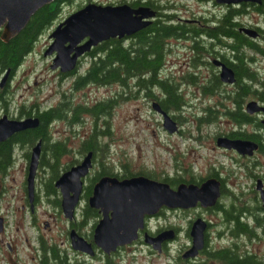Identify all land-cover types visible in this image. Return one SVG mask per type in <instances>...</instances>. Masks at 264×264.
Segmentation results:
<instances>
[{
  "label": "rangeland",
  "instance_id": "obj_1",
  "mask_svg": "<svg viewBox=\"0 0 264 264\" xmlns=\"http://www.w3.org/2000/svg\"><path fill=\"white\" fill-rule=\"evenodd\" d=\"M89 1L102 4L120 3V0H71L63 3L56 19L37 35L21 63L12 72L9 69L1 72L0 81L6 72L8 75L5 79L6 85L5 82L1 85L8 101L6 104L0 102V116L6 113L9 117L18 118L20 113V118H24L28 109H42L65 101H69L74 106H91L111 97L110 99L114 100L111 106L105 113L96 117L89 112H80L75 122H70L69 118L65 117L52 121L49 126L52 140H66L71 148L68 154L61 157L60 163H68L75 158L80 160L84 154L79 151L80 145L95 132L103 153L100 157L102 164L108 166L112 172L120 175L128 172L145 174L161 180L177 174L186 179L192 176L200 178L209 167L214 166L219 168L223 177H227V184L230 187L231 169L234 167L233 154L215 146L214 140L211 139L216 131L229 123L222 116L210 120L199 116L202 113L201 106L208 101L211 102L213 96L202 92L200 87L202 84L197 86L198 84L180 80L184 73L177 69L179 64L176 60L182 57V53L181 50H175V43L172 52L166 54V58L170 61L164 65L159 74L179 83L185 102L177 109H168V112L179 122V132L170 133L163 127L160 114L151 107V98L143 89L134 87L125 89L118 82L106 84L88 82L76 88L75 76L87 67L88 55L81 56V63L75 68L77 72L72 74L63 73L67 75L61 77L63 74L58 68L50 67L53 54H43L52 40L49 36L50 31L69 13ZM160 1V3L165 1L178 5L179 8H174V11L180 14H185L184 8L187 6L193 12L204 11V14L216 11L218 8L212 3L199 0ZM258 20L257 23L263 27L261 19ZM257 43L262 45V39L260 38ZM178 48L180 46L176 47ZM247 51L250 54L255 53L251 50ZM254 55L258 56L259 60L256 64L252 63L253 68L264 77V57L257 53ZM182 67L185 69L184 66ZM152 89L156 96L162 95L156 86ZM33 144L15 146L11 165L4 173L0 171L2 224L4 219V225L0 230V264H13L14 261L17 264H34V257L37 258L40 254L38 233L52 230L58 238H61L60 233L67 224V217L60 211V206L53 201L55 195L45 194L44 182L50 175V168L41 164H38L35 174V191L40 193V201L37 207L34 206L33 211L30 210L29 204L22 207L27 196L25 193H27L26 174L29 158L25 154L30 153ZM99 161V158L93 159L89 173L83 177L85 190L95 181L93 177L100 169ZM62 171L60 170V173ZM57 193L60 196L58 188ZM86 201V197L81 196L76 207L78 222L82 219L81 209ZM189 214L182 209H169L150 220L151 228L170 225L177 228V234L171 239L172 242L164 252L150 254L145 244L137 241L112 254L111 263L167 264L171 261L177 263L182 259L179 249H183L189 241L188 218L193 213L189 212ZM97 219L98 217L86 218L85 222L79 225L80 231L90 234ZM44 220L49 221L51 229L44 228L42 222ZM239 249L242 250L241 253L245 249L252 251L249 242L240 244ZM258 249L257 256L264 262V245L258 244ZM69 254L72 258L78 259L79 264H87L89 261V263L101 264L102 261L99 256L90 258V255L85 253L69 251Z\"/></svg>",
  "mask_w": 264,
  "mask_h": 264
},
{
  "label": "flooded vegetation",
  "instance_id": "obj_2",
  "mask_svg": "<svg viewBox=\"0 0 264 264\" xmlns=\"http://www.w3.org/2000/svg\"><path fill=\"white\" fill-rule=\"evenodd\" d=\"M146 1L147 0H141L140 4L136 6L131 5L133 7L146 5L154 10V15L149 17L150 22L139 30L147 29L151 26L156 28L160 24H167L175 27L174 30L168 32L159 30L154 32V29L150 31L151 35L155 33L162 34L163 38L161 41L165 50L162 57V66L164 67V65L170 61L169 58H166V54L172 52L173 44L175 43V50H181L182 53V57L176 60L177 64H179L177 69L182 74L184 73L181 75L180 80H186L185 76L190 74L194 79V82L191 83L198 84L197 86L202 84L200 86L202 92L213 96L211 102L208 101V103L206 102L201 106L202 113L199 116L205 117L206 120L218 119L219 116H222L226 118V122L229 123L228 125H223L224 127L220 128L218 132L216 131L211 139L214 140L215 146L217 145L220 149L230 151V153L233 154L232 160L234 167L231 169L230 187L227 184V177H223L219 168L214 166L209 167L200 178H194L193 176L186 178L184 182L187 184L195 183L198 185L209 178H216L219 180L220 195L215 204L202 206L200 202H197L196 205L187 208L162 206L157 213L145 215L144 226L138 230V236L135 240L120 245L109 253L104 252L93 243L95 249L93 254L72 247L70 230L74 229L87 241L93 242V229L101 216L100 210L89 206L86 201L81 209L82 219L78 222L75 209L74 217L71 220L67 218V224L60 233L61 238H58L57 234L52 230L38 233L37 239L39 241L38 249L40 254L37 258L34 257V264H56L52 255L53 249L65 257L68 264H79L78 259H74L70 256L69 251L85 253L90 255V258L99 256L98 258L102 260L101 264H108V259H110L112 254L137 241L144 243L150 254L164 252L172 242V238L163 239L160 241L159 247L156 248L151 242L145 240V236L146 234L154 236L168 228H173L175 235L177 234V228L171 225L159 228H151L149 225L150 220H153L156 216L169 209H182L187 211L188 215H190L189 212H191V214L193 213L192 216L188 218L187 233L189 241L183 249H179V255L183 260L190 262H201L206 260L208 264H226L222 262L221 258L216 256L213 258L211 256L213 252L224 249L236 255L238 253L243 254L242 256L244 257L245 255L253 256L256 260L264 264L257 256L259 251V249L257 250L258 244L264 245V77L260 76V73H258L257 69H254L252 65V63L256 64L259 60L258 56L254 55L255 53L264 57V26L261 27L257 23L259 18L264 25V0L260 2L256 0H242L231 3L217 2L216 0H199L204 3H212L214 6L218 7L216 11H211L208 14H204V11L202 13L193 12L188 6L184 8L185 14H180L174 11V8H179L178 5L169 4L165 1L160 3V0H151L149 4L146 3ZM227 14L231 16V21L237 23V32L245 35L250 43H254V45L258 46L257 48H254V45L251 46L250 44L242 45L239 47V52L238 49L232 50L227 47L229 42L234 43V38L232 37L233 33L225 36L221 33L222 30L219 29L218 26L220 25L222 17ZM240 27H253L257 30V35L251 36L240 29ZM137 31L129 35L125 34L120 38L123 39L125 44H129L131 40H134ZM146 33L148 35V32ZM214 38L220 39L214 40ZM260 38L263 42L262 45L257 43ZM178 46H180V48L176 49ZM247 50H251L255 53L250 54ZM241 55L245 60V65L249 71L253 73V77L239 75L237 64L238 58H240ZM223 64L233 71V81L222 78L221 71ZM182 66H184L185 69H183ZM65 75H61V77ZM208 86L212 88L204 89V87ZM208 90H211V92ZM150 98L151 102L153 100L158 101L155 96ZM158 113L162 118V114L160 112ZM179 131L180 126L177 132ZM218 136L242 140L248 150L241 152L235 147L229 148L220 146L217 144ZM39 139L40 138L36 139L34 144ZM114 173L115 172L110 175L123 177L118 173ZM83 191H85L84 184L82 188V192ZM82 192L80 198L81 196H85L87 200L91 193L86 196L85 193ZM25 194L27 195V193ZM39 201L40 193H34L33 203L35 207H37ZM28 204L30 210L33 211L34 206L33 209H31L30 200L27 195L25 196V203L22 204V207ZM86 205L91 207L96 214L94 212H92L93 215L85 213L84 208ZM58 206H60V211L63 213L60 201ZM1 217L3 216L0 215V218ZM93 217H98V219L93 224L91 233H82L79 225H82L86 218L89 219ZM197 218H200L205 223L203 229V245L198 248L195 255L183 256V253L192 245V235L190 231L193 222ZM42 222L44 228L51 229L48 220ZM2 225H4V219ZM244 242L250 243L252 251L245 249V251L243 250V253H241L242 250L239 249V246L240 244H244ZM9 247L11 248L10 245ZM89 262L87 264H95ZM13 264L17 263L14 261ZM167 264L175 263L171 261ZM230 264L239 263H236L234 260L233 263Z\"/></svg>",
  "mask_w": 264,
  "mask_h": 264
},
{
  "label": "water",
  "instance_id": "obj_3",
  "mask_svg": "<svg viewBox=\"0 0 264 264\" xmlns=\"http://www.w3.org/2000/svg\"><path fill=\"white\" fill-rule=\"evenodd\" d=\"M51 1L53 0H0V38L8 41L21 31L38 8ZM216 1L231 3L242 0ZM153 15L154 10L146 5L133 7L128 2L102 4L89 1L69 13L52 28L49 33L52 40L43 54H53L51 68H58L62 73L70 72L76 68L80 56L90 51L94 45L110 37H122L134 33L146 26L150 22L149 17ZM240 29L251 36L257 35L255 28L240 27ZM7 76L6 72L0 85L4 84ZM221 76L228 81L234 80L233 71L224 64ZM151 107L162 114V125L168 132L179 129L176 119L162 108L157 100L151 102ZM38 123L37 116L16 118L3 113L0 116V141L9 138L17 131L35 127ZM217 144L229 148L235 147L241 152L248 150L244 141L226 136H218ZM41 146L42 141L39 139L31 148L27 165L26 188L31 209L34 206L35 174L40 160ZM92 156V150L86 151L80 161L63 170L54 180V185L60 191L63 214L69 220L74 217L83 188V177L88 174L92 166ZM219 195V180L216 178L206 179L200 185L181 181L172 186L165 180L145 174L124 177L101 175L94 181L91 194L87 198L89 206L98 208L101 212L93 229V242L87 241L71 229L72 247L93 254L94 244L109 253L137 238L138 230L144 226L146 214L157 213L162 206L187 208L196 205L197 202L202 206L214 205ZM204 226L205 223L200 218L193 222L190 231L192 245L183 256L195 255L198 248L202 247ZM174 235V229L168 228L154 236L146 234L145 240L157 248L160 241L173 238Z\"/></svg>",
  "mask_w": 264,
  "mask_h": 264
},
{
  "label": "trees",
  "instance_id": "obj_4",
  "mask_svg": "<svg viewBox=\"0 0 264 264\" xmlns=\"http://www.w3.org/2000/svg\"><path fill=\"white\" fill-rule=\"evenodd\" d=\"M69 1L71 0H53L50 3L44 4L31 15L30 19L20 32L11 37L8 41H4L0 38V74L4 70L8 69L12 72L21 63L23 57L30 51L32 43L36 39L37 35H39L44 28L52 24L58 15L60 6ZM119 2H128L130 5L136 6L137 4H140L141 0H120ZM150 2L151 0L146 1L148 4ZM236 24L237 23L235 21H231V16L227 14L222 17L220 25L218 26L219 29L222 30L221 33L225 36L233 33L232 37L234 38V43L229 42L227 47L232 50L238 49L240 52L239 47L242 45L250 44L253 46L254 43H250L245 35L237 32ZM151 27L138 30L135 33L134 40H131L129 44H125L122 38L115 36L100 41L98 44L94 45L90 51L82 55V57L88 55L89 61L85 70L76 74L74 86L79 88L88 82H95L98 84L118 82L125 89L129 87L143 89L146 95H149L150 97H157L162 108L166 110L169 108L177 109L182 106L185 101L182 92L179 89V83L173 82L171 79L160 76L159 74L163 68L162 57L163 52L165 51L163 48L164 45L161 41L163 38L162 34H150L152 29H154V32L156 30L168 32L174 30L175 27L167 24H160L156 28ZM146 32H148V35ZM217 39L219 40L220 38ZM217 39L214 38V40ZM257 47V45H254V48ZM79 63H81L80 59L76 68L79 66ZM237 68L240 76H254L245 65V60L242 55L238 58ZM75 72H77V69H73L69 73L72 74ZM185 77L188 82H194L192 75L187 74ZM155 86L162 93L159 97L152 92V87ZM208 88L211 89L212 87H204V89ZM209 92H211V90ZM110 98L111 97L106 98V100H100L91 106H74L69 101H65L46 108L44 107L42 109H28L25 112V115L38 116L39 123L35 127H28L17 131L9 138L0 141V171L4 173L11 165L13 161V149L15 146H23L25 144L30 145L33 144L36 139L40 138L42 146L39 164L50 168V175L44 182V188L46 193L55 195L53 201L59 205L60 199L57 193V188L54 185V179L60 174V170L67 169L72 164L78 162L79 159L75 158V160L71 162L60 163L61 157L68 154L71 148L68 146L66 140H52L49 126L53 120L64 117L67 119L69 118L70 122H75L78 120L80 112H89L95 117L101 113H105L114 101ZM7 101L8 99L6 100V97L4 96V89H2L0 85V102L2 104H6ZM88 150H92L93 152L92 159L95 160L96 158H99L100 160L98 162L100 163V169L97 173H95L93 179H97L102 174L113 173L108 169V166L102 164L103 161L100 157L103 156V153L101 151V145L97 141L95 132L89 135L79 147V151L81 153H85ZM26 156L29 158V153H27ZM131 174L133 173H123L122 176ZM164 179L171 185H176L177 183L185 180L183 176L177 174L169 179L166 177ZM91 187L92 184L84 191L86 196L91 193ZM84 209L85 213L93 215L92 212H94V210L91 207L86 205ZM52 255L56 264H68L65 257L60 255L54 249L52 250ZM242 255L243 254L239 253L236 255L223 249L213 252L211 256L213 258L215 256L221 258L222 262L226 264L233 263L234 260L239 264H262L253 256L245 255L244 257ZM108 264H112L110 259H108ZM175 264L208 263L206 260L201 262H190L180 259V261Z\"/></svg>",
  "mask_w": 264,
  "mask_h": 264
}]
</instances>
